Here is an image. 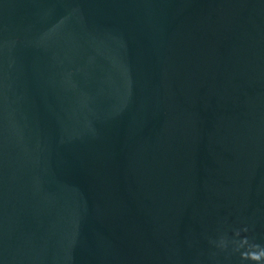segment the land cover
Segmentation results:
<instances>
[{
    "label": "water",
    "instance_id": "water-1",
    "mask_svg": "<svg viewBox=\"0 0 264 264\" xmlns=\"http://www.w3.org/2000/svg\"><path fill=\"white\" fill-rule=\"evenodd\" d=\"M260 249L264 0H0V264Z\"/></svg>",
    "mask_w": 264,
    "mask_h": 264
},
{
    "label": "clouds",
    "instance_id": "clouds-1",
    "mask_svg": "<svg viewBox=\"0 0 264 264\" xmlns=\"http://www.w3.org/2000/svg\"><path fill=\"white\" fill-rule=\"evenodd\" d=\"M242 240H243V243H245V244L248 242L247 238H243ZM255 247L259 248L258 245ZM262 256H264V249H260L259 252H247V251H245V252L241 253V258L249 257V258H251L253 260H257V261H259L262 258Z\"/></svg>",
    "mask_w": 264,
    "mask_h": 264
}]
</instances>
